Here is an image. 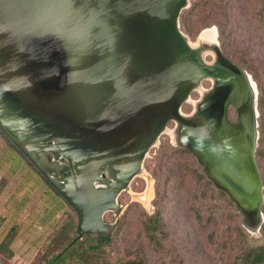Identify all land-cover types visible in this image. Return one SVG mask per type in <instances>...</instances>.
I'll list each match as a JSON object with an SVG mask.
<instances>
[{"label": "water", "instance_id": "obj_1", "mask_svg": "<svg viewBox=\"0 0 264 264\" xmlns=\"http://www.w3.org/2000/svg\"><path fill=\"white\" fill-rule=\"evenodd\" d=\"M188 5L0 0V130L25 156L47 154L68 165L62 184L51 185L77 213L72 245L86 235H107L104 215L118 209V195L172 120L179 124V145L237 205L244 227L262 228L258 87L237 67L251 94L241 109L244 124H231L226 110L222 127L211 122L210 96L197 117L182 114L201 80L216 75L180 30ZM213 51L224 58L219 41Z\"/></svg>", "mask_w": 264, "mask_h": 264}, {"label": "rangeland", "instance_id": "obj_2", "mask_svg": "<svg viewBox=\"0 0 264 264\" xmlns=\"http://www.w3.org/2000/svg\"><path fill=\"white\" fill-rule=\"evenodd\" d=\"M216 23L226 26L225 36L220 37ZM179 25L197 47L203 45L201 33L216 28L222 54L256 83L260 112L256 160L264 184V104L260 107V98L264 100V0H189ZM184 106L183 112L189 114L191 103ZM166 137L160 138L157 154L150 149L140 175L119 197L118 209L104 215L108 226L104 237L110 240L96 247L101 242L99 234L86 236L53 262L77 236L76 214L68 209L47 239V235L40 239L44 242L39 251L33 246L23 250L26 232L22 231L41 202H27L21 215L10 213V196L23 175L11 174L4 159L11 147L0 133V189L9 185L0 198V264H247L246 255L264 247V222L256 234L246 229L237 205L219 193L195 156L179 145L177 137ZM23 158L22 167L33 164L27 156ZM43 188L49 189L45 184ZM147 198L150 202H145Z\"/></svg>", "mask_w": 264, "mask_h": 264}, {"label": "flooded vegetation", "instance_id": "obj_3", "mask_svg": "<svg viewBox=\"0 0 264 264\" xmlns=\"http://www.w3.org/2000/svg\"><path fill=\"white\" fill-rule=\"evenodd\" d=\"M197 49L201 50L205 63L216 69V75L208 76L201 80L199 86L193 91L195 92L194 98L191 99L189 98L190 100L188 99L187 101L192 105L189 114L184 113L183 109H182V114H184L187 117H192V118L197 117L199 114L200 106L210 96L211 104L209 107L208 115L210 117L211 122H214L219 127H222L224 124L223 112L224 110H226L228 121L231 124L233 125H237L241 123L244 124L246 122L245 120H243L246 117V110L242 112L241 109L247 105L248 101L251 100L250 97L251 94H250V87L247 80V76H245V74L242 73L237 67H240L242 70L244 69L226 56H224V58H220L216 52H214L211 49H207L204 46V43L202 46L197 47ZM206 49L211 51H207ZM218 131H219L218 134L219 136H223V137L225 136L224 133L225 131H223V129L220 130L219 128ZM178 133H179V124L174 120L170 121L167 124L164 132L160 135L156 143L151 148V149H155L154 154H157L156 147L160 148L159 144L162 143L160 141L161 137L164 138V140L167 139L166 136H168L169 138L171 136H175L178 138ZM27 157L33 162V164L37 166V169L41 172L42 175H44V177L47 179V181L50 184L51 181L56 182L59 185L62 184L61 179L64 178V175L61 172L62 170H64L65 167L68 166L66 163H56L54 160L51 161L48 159L47 154H40V156L37 158L35 154L31 153L30 156ZM202 168L205 172V168L203 166ZM141 171L142 168L139 174L131 180L128 188L133 183V181H135L136 177L140 175ZM44 173H46V175ZM104 174L106 179L110 181L113 180L107 170H105ZM208 179L216 187L215 183L209 177ZM123 191H121L117 197V201H116L117 205H118V199L122 195ZM218 191L222 192L225 196L229 197V195L226 192L220 189H218Z\"/></svg>", "mask_w": 264, "mask_h": 264}, {"label": "crops", "instance_id": "obj_4", "mask_svg": "<svg viewBox=\"0 0 264 264\" xmlns=\"http://www.w3.org/2000/svg\"><path fill=\"white\" fill-rule=\"evenodd\" d=\"M21 165L12 175H23L20 178V184L17 189L12 191L11 203L9 205L10 213L15 215H21L27 207V202L30 203L31 200L36 199L41 202V206L37 207L30 221L29 226H27L22 232H26V244L23 246V250L35 249L39 251L42 247L44 241L40 242L46 235V239L49 233L56 226L55 224L59 222L60 219L67 213L70 209L68 203L56 192L50 189L43 188L44 180L42 176L39 175L38 170L31 167H22ZM2 173V172H1ZM2 176H0V181ZM9 187L6 186L0 193V198L3 192ZM13 228V226H12ZM19 234V233H18ZM45 239V240H46ZM37 241V245H36ZM31 242V244H30ZM36 247V248H34Z\"/></svg>", "mask_w": 264, "mask_h": 264}, {"label": "trees", "instance_id": "obj_5", "mask_svg": "<svg viewBox=\"0 0 264 264\" xmlns=\"http://www.w3.org/2000/svg\"><path fill=\"white\" fill-rule=\"evenodd\" d=\"M216 25L218 26V28L220 30V37L225 36L226 26L221 24V23L220 24L216 23ZM263 104H264V100L262 98H260V107L263 106ZM0 133H1V135H3V137L5 138V140L9 143V145L11 147L10 150L7 152V155L5 156L4 159H5V163L6 164H10L8 167L10 168V171L13 174L21 165L24 164V160H25L23 158L24 154L3 134V132H1V130H0ZM186 151H188V150H186ZM188 152L192 155V153L190 151H188ZM27 163L30 165L29 167L35 168L34 165L31 162H27ZM41 176H42V178L44 180V184L47 185L50 190H53L54 192L58 193L55 190V188L47 181V179L44 177V175H41ZM0 186L2 188V180L0 181ZM1 191H2V189H0V193H1ZM219 193L223 194L222 192H219ZM70 209H72L75 212V210L73 208L70 207ZM263 212H264V208H263ZM75 214H76V212H75ZM76 217H77V214H76ZM77 225H78V217H77V224L74 226L75 233H76V230H77ZM86 236H89V235H86ZM99 236L101 238V242L96 247L101 246V245L105 244L107 241L110 240L108 237H104V236H101V235H99ZM74 240L75 239H73V241ZM73 241H72V243H73ZM72 243L66 245L62 249L61 253H59L57 256H55V258L52 261L54 262L59 257H61L62 255H65L66 253H68V251L72 247H74L76 245V243L73 244V245H72ZM69 246H71V247L69 249H67ZM245 260H246L247 264H260V263L264 262V247L261 248L260 251H258L256 249L251 250L246 255ZM136 264H142V263L141 262H136Z\"/></svg>", "mask_w": 264, "mask_h": 264}, {"label": "bare ground", "instance_id": "obj_6", "mask_svg": "<svg viewBox=\"0 0 264 264\" xmlns=\"http://www.w3.org/2000/svg\"><path fill=\"white\" fill-rule=\"evenodd\" d=\"M199 39L201 40V42L204 43V46L207 49H211V50H217L218 49V40H217L218 39V32H217V29L216 28H209V29L204 30L201 33ZM192 45L194 47H197L198 46L197 43L196 44H192ZM251 83L254 86V90H256V84H255V82L252 79H251ZM257 95H258V92H257ZM255 114H256L255 117L258 118V114L257 113H255ZM147 201H149L148 198H147V200L145 202H147ZM246 229H248L252 234H256L258 232V230L257 231L252 230V228H250L249 226H246Z\"/></svg>", "mask_w": 264, "mask_h": 264}]
</instances>
